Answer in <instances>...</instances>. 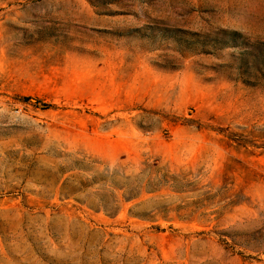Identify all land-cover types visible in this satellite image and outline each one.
Here are the masks:
<instances>
[{
	"label": "rangeland",
	"instance_id": "1",
	"mask_svg": "<svg viewBox=\"0 0 264 264\" xmlns=\"http://www.w3.org/2000/svg\"><path fill=\"white\" fill-rule=\"evenodd\" d=\"M264 0H0V264H264Z\"/></svg>",
	"mask_w": 264,
	"mask_h": 264
},
{
	"label": "trees",
	"instance_id": "2",
	"mask_svg": "<svg viewBox=\"0 0 264 264\" xmlns=\"http://www.w3.org/2000/svg\"><path fill=\"white\" fill-rule=\"evenodd\" d=\"M163 37L171 41L181 55H212L225 49H238L235 56L237 71L252 80L264 83V44L255 46L238 31L219 30L200 34L184 30H163Z\"/></svg>",
	"mask_w": 264,
	"mask_h": 264
}]
</instances>
